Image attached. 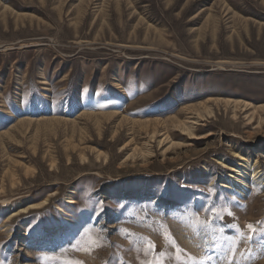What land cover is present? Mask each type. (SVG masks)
I'll return each mask as SVG.
<instances>
[{"label": "rangeland", "instance_id": "rangeland-1", "mask_svg": "<svg viewBox=\"0 0 264 264\" xmlns=\"http://www.w3.org/2000/svg\"><path fill=\"white\" fill-rule=\"evenodd\" d=\"M258 221L264 0H0V264H264Z\"/></svg>", "mask_w": 264, "mask_h": 264}, {"label": "snow or ice", "instance_id": "snow-or-ice-1", "mask_svg": "<svg viewBox=\"0 0 264 264\" xmlns=\"http://www.w3.org/2000/svg\"><path fill=\"white\" fill-rule=\"evenodd\" d=\"M226 227L228 228H235V225H227ZM246 228L248 229V235L245 237L246 241L254 242V243H259V240H256V235L257 231L259 229L261 235H260V240H264V221H258L255 224L249 222L246 224ZM223 228L218 229V231H223ZM242 234V233H241ZM167 236V233L165 234ZM227 239V238H225ZM147 248L148 250L152 251L155 249V243L152 241H148L147 243ZM160 256L163 255V253L159 254ZM211 259V257H209ZM225 259H228L227 257ZM145 264H153L151 260L145 262ZM229 264H231V261H229Z\"/></svg>", "mask_w": 264, "mask_h": 264}, {"label": "bare ground", "instance_id": "bare-ground-1", "mask_svg": "<svg viewBox=\"0 0 264 264\" xmlns=\"http://www.w3.org/2000/svg\"><path fill=\"white\" fill-rule=\"evenodd\" d=\"M225 61H221L220 63H223ZM198 124V123H197ZM185 126V124H184ZM240 173L242 174H246L244 171L242 170H239ZM253 177H256L257 176V172L255 173H252ZM47 200H48V197H46L44 200H42L41 202L39 203H30L28 204L27 206H21L19 205L16 209H14L11 214L8 216V219H13L14 217L18 216V215H21V214H24L26 212H28L29 210L31 209H36V208H40L42 205L46 204L47 203ZM7 225V224H5Z\"/></svg>", "mask_w": 264, "mask_h": 264}]
</instances>
